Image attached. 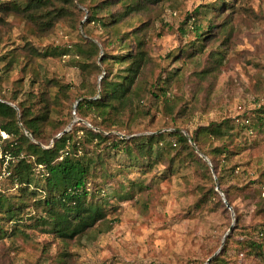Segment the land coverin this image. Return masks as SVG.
Instances as JSON below:
<instances>
[{
    "label": "rangeland",
    "instance_id": "rangeland-1",
    "mask_svg": "<svg viewBox=\"0 0 264 264\" xmlns=\"http://www.w3.org/2000/svg\"><path fill=\"white\" fill-rule=\"evenodd\" d=\"M19 1L0 0V101H7L17 112L16 104L37 112L42 106L41 94H49L54 105L42 132L45 137L52 136V127L60 125L68 132L73 128L78 138L80 126H84L108 138L127 140L162 133L161 145L170 141L166 135L169 131H178L189 140L194 130L210 122H227V126L222 129L224 140L201 139L198 146L190 142L195 157L178 155L170 171L162 163L149 171L137 169L135 160L128 157L129 145L108 149L103 158L113 181L104 190L109 196L104 205L110 210L104 219L82 235L67 239L46 233V227L34 229L38 226L35 219L44 212L33 211L30 205L24 209L20 223L3 224L7 233L0 237V254L7 255L11 264H58L61 257L66 264H206L221 252L225 239L231 236L222 255L224 263L264 264V234H259L264 231V136L242 128V124L237 126L239 121L255 124L257 111L264 108V0H158L150 6V24L146 25L145 14L119 23V34H130L134 28L145 34L147 65L136 78L140 89L146 84L144 73L148 89L160 88L166 76L175 74L166 87V96L178 98L188 115L170 120L150 97L148 116H125L122 127L109 131L96 127L99 119L94 115L82 120L75 114L80 97L88 93L84 89L88 81L83 79L81 69L89 59L82 51L87 50V45L83 47L85 41L99 48L92 61L102 72L95 75V80L89 78L99 90L103 70L115 74L125 67L112 60L100 63L103 54L118 57L125 53L122 38L114 40L105 29L84 24L86 7L95 5L92 0L77 2L85 13L77 28L58 23L52 32L35 35L21 16L2 11L13 3L24 4ZM110 10L113 14L122 12L118 5ZM194 24L200 25L201 31L212 24L217 26L212 33L223 32L213 35L217 38L213 53L221 52L222 63L203 80L194 74L207 61L210 47L204 46V50L202 41L203 58L199 54L185 57L197 42ZM61 87L65 88V97L59 92ZM51 146L52 140L48 147ZM224 146L233 152L230 161L212 153L214 148L224 152ZM172 147L171 156L178 152L177 144ZM160 152V146L154 147L152 159L156 161ZM138 160L143 166L147 164L146 157ZM215 162L220 164L216 173L212 168ZM8 174L3 166L0 192L13 198L19 192L7 179ZM44 174L41 166L33 171L29 187L33 198L44 195ZM119 182L127 189L116 196L114 190H119ZM212 185L222 202L226 199L219 185L224 190L230 188L231 210L225 212L214 202H202ZM15 230L26 238L12 236ZM253 242L261 250L246 247Z\"/></svg>",
    "mask_w": 264,
    "mask_h": 264
},
{
    "label": "trees",
    "instance_id": "trees-1",
    "mask_svg": "<svg viewBox=\"0 0 264 264\" xmlns=\"http://www.w3.org/2000/svg\"><path fill=\"white\" fill-rule=\"evenodd\" d=\"M23 1L24 4L13 3L4 7L2 11H10L21 16L30 24L35 35L44 36L52 32L58 23L70 29H75L82 18L85 17V13L77 4V2L81 3L80 0H21L19 2ZM92 1L95 5L86 7L87 15L84 24H92L105 29L114 40L122 38L121 45L125 50V53L118 57L103 54L100 63L104 64L106 61L112 60L113 64H125V67L115 74H112L110 70H103L104 75L100 79L99 90H97L96 83H91L89 78L94 77L95 80V75L102 72L100 67L92 61L98 55L99 48L95 43L85 41L83 47L87 45V50H83L82 53L88 54L87 59L89 60L83 65L81 75L84 80L87 79L88 81L87 87L84 88L88 93L80 97L75 106V114L82 120L89 119L87 117L89 114L94 115L99 119V122L95 124L96 127L109 131L115 127H122L121 119L125 116L134 119L148 116L150 109L147 107V102L150 97H153L157 107L161 106L162 113L170 120H173L174 117L187 116L188 110L185 106L180 105L178 98L174 99L166 96V87L174 79L175 74L166 76L160 88L148 89L146 85L147 78H145L144 73L146 84L143 89L138 86L136 78L141 74V69L147 65L146 39L143 30L134 28L130 34H119L118 25L127 17L145 14L147 16L146 25L150 24L152 21V8L150 6H154L158 0ZM116 5L121 7L122 12L113 14L110 9ZM2 24L3 22L0 20V26ZM216 29V25L210 24L205 27L204 31H201L200 25L194 24L197 42L192 44L190 52L185 54L186 58L198 54L199 57L203 58L205 52L202 51V48L204 46L210 47L207 61H204L201 70L199 68L194 74L201 80L222 63L221 52L216 51L213 53V44L217 39L213 35L220 36L223 34L221 31H217L216 34L212 33ZM202 41L205 42L203 47ZM59 92L64 96L65 88L61 87ZM40 100L42 106L37 112H32L30 107L16 104L17 112L7 104V101H0V169L5 166L9 172L7 179L17 186L19 192L18 196L13 198L0 192L1 238L7 233L3 230V224L11 221L20 223L24 209L30 205H32L33 211L42 209L44 212V216L35 219L38 226L33 227L34 229L46 227V233L67 239L82 235L98 221L104 219L110 211L104 205V202L109 198L108 193H105L104 190L113 181V175L109 172L107 162L103 158L108 149L119 150L129 145L131 152L127 151L128 157L135 160L134 166L137 169L142 170L144 168L149 171L155 165L162 163L170 171L174 167L175 157L178 155L195 157L194 148L190 145V142L194 146H198L201 139L219 141L225 138L222 129L227 126V122H210L206 126H200L189 135V140L178 131H169L166 135L170 141L161 145H159V139L162 138V133L127 140L118 137L108 138L84 126H80L79 132L81 135L78 138H76V132L72 128L71 132L54 139L56 135L63 132V126H53L54 133L52 136L45 137L42 133L45 125L49 122V114L51 107L54 105V99L49 94H41ZM96 118L93 120L95 121ZM255 118V124L248 123L246 125V123L239 121L237 126L239 127L242 124V128L249 131L255 130L256 134L263 137L264 108L257 111ZM24 131L26 134H24ZM50 140H53L52 146L48 147ZM172 144L178 145V152L176 151V154L171 156ZM157 146L161 147V152L155 161L152 159V154L153 148ZM223 150L224 152L220 148H214L212 153L215 156H222L226 161H230L233 152L228 151L225 146ZM142 157L147 158L145 166L141 165L140 160H138ZM219 165V162L212 164L215 173ZM37 166L42 167L46 176L44 174V184L42 186L44 195L36 199L30 195L29 187L33 183V171ZM117 186L119 190L112 189L116 196L119 195L120 191H126L127 189L123 182H119ZM37 187L39 188L41 185ZM214 188L212 185L208 189L202 198V202L205 204L214 202L227 212V207L224 206ZM219 188L230 206L228 194L230 188L224 190L220 185ZM11 200L15 202L12 204ZM15 204L18 205V208L15 207ZM235 218L238 221L237 215H235ZM259 234H264V231H260ZM11 235H21L26 238V235L18 230H15ZM230 239L231 236H227L221 252L211 258L208 264H226L222 255ZM246 247L252 248L255 252L261 250L260 245L254 242ZM66 255V253L62 254V256ZM0 264H11L9 257L0 254ZM58 264H66L65 258L61 257Z\"/></svg>",
    "mask_w": 264,
    "mask_h": 264
},
{
    "label": "water",
    "instance_id": "water-1",
    "mask_svg": "<svg viewBox=\"0 0 264 264\" xmlns=\"http://www.w3.org/2000/svg\"><path fill=\"white\" fill-rule=\"evenodd\" d=\"M79 122H81V121H79ZM67 132H68V129L63 130V132L60 133L59 135H57L54 139L59 138L62 134H65V133H67ZM185 136H186V135H185ZM186 137L188 138V136H186ZM52 142H53V140H52ZM218 190H219V189H218V187H217V191H218ZM223 202H224L225 206L227 207V209L231 210V208H230V206L227 204L226 200L223 199ZM230 230H231V228H230ZM214 256H215V255H214ZM214 256H213V257H214ZM213 257H212V258H213ZM210 260H211V258H209V259L206 261V264H208Z\"/></svg>",
    "mask_w": 264,
    "mask_h": 264
}]
</instances>
